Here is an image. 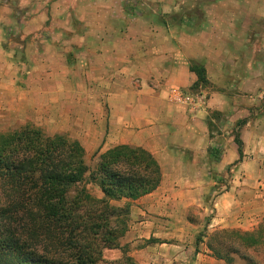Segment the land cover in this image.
Here are the masks:
<instances>
[{
    "label": "crops",
    "instance_id": "0c3cea01",
    "mask_svg": "<svg viewBox=\"0 0 264 264\" xmlns=\"http://www.w3.org/2000/svg\"><path fill=\"white\" fill-rule=\"evenodd\" d=\"M193 63L197 114L169 100ZM263 89L264 0H0V133L46 125L98 162L130 145L160 165L104 260L224 264L214 232L264 230Z\"/></svg>",
    "mask_w": 264,
    "mask_h": 264
},
{
    "label": "trees",
    "instance_id": "16d2710c",
    "mask_svg": "<svg viewBox=\"0 0 264 264\" xmlns=\"http://www.w3.org/2000/svg\"><path fill=\"white\" fill-rule=\"evenodd\" d=\"M191 70L198 76L191 87L196 92L207 83L206 69L193 63ZM235 140L242 154L238 134ZM88 172L101 188V198L82 186ZM161 177L159 163L141 147L115 146L91 170L81 143L66 134L46 135L32 125L1 132L0 264H101L105 249L120 247L131 201L155 190ZM221 238L251 249L264 240V233L214 232L209 249L232 264L233 257L222 252L226 242ZM227 247L231 254L241 252L230 243ZM240 257L244 264H259L247 254ZM118 260L113 263L137 264L129 255Z\"/></svg>",
    "mask_w": 264,
    "mask_h": 264
},
{
    "label": "rangeland",
    "instance_id": "374dc122",
    "mask_svg": "<svg viewBox=\"0 0 264 264\" xmlns=\"http://www.w3.org/2000/svg\"><path fill=\"white\" fill-rule=\"evenodd\" d=\"M29 125H32V124H29ZM32 126H36V127H39L41 128L44 133L46 135H49V130L47 128L46 125H32ZM19 127H14V128H10L8 131H12V130H15V129H18ZM7 132V131H6ZM85 161L87 163V165L89 166V168L92 170V169H95L97 164H98V160L96 158V154H92V155H88L86 156L85 155ZM90 175H89V172L86 174L85 176V180L83 181L82 183V186L86 187V189L94 196H96L97 198H101L103 196V192L101 191V188L93 181L90 180ZM115 204H123L124 202H120V203H116L114 202ZM131 205H132V201H131ZM130 220H131V217H129ZM130 220H128V224L130 223ZM263 233H264V230H261ZM207 236L206 233H202L201 236ZM225 238H221L222 241H225L226 244L224 245V247H222V252L224 253H227L228 255L232 256L233 257V262L232 264H244L245 261L243 258H241L240 256H242V254H247L249 257H252L253 259H255L256 262H258L259 264H264V240L256 247V248H251V249H247V248H242V246L238 245V241L232 239V238H229V239H226L224 240ZM215 243V242H214ZM231 244V245H234L236 247H238L240 249V254H235V253H230L228 251L227 248H230V247H227L228 244ZM216 244V243H215ZM217 245V244H216ZM127 256L128 253L124 251V254L119 257L118 261H122L123 260V257ZM117 260V259H115ZM115 260H104V263L102 264H119L118 263H113V261ZM224 261V260H223ZM224 264H227L226 261H224Z\"/></svg>",
    "mask_w": 264,
    "mask_h": 264
},
{
    "label": "built area",
    "instance_id": "2783aa9c",
    "mask_svg": "<svg viewBox=\"0 0 264 264\" xmlns=\"http://www.w3.org/2000/svg\"><path fill=\"white\" fill-rule=\"evenodd\" d=\"M264 96V89L262 91ZM169 100L173 103L185 105L192 114H197L207 105V98L200 91H186L182 88H171L169 91Z\"/></svg>",
    "mask_w": 264,
    "mask_h": 264
}]
</instances>
